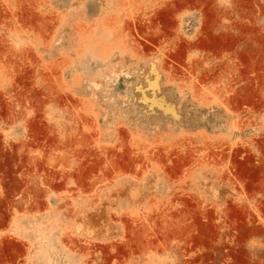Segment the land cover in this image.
<instances>
[{
	"label": "rangeland",
	"instance_id": "obj_1",
	"mask_svg": "<svg viewBox=\"0 0 264 264\" xmlns=\"http://www.w3.org/2000/svg\"><path fill=\"white\" fill-rule=\"evenodd\" d=\"M0 264H264V0H0Z\"/></svg>",
	"mask_w": 264,
	"mask_h": 264
}]
</instances>
